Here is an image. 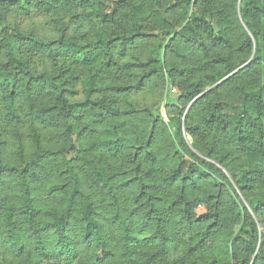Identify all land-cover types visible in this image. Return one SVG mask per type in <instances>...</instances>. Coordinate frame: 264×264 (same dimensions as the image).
I'll list each match as a JSON object with an SVG mask.
<instances>
[{"label":"trees","instance_id":"16d2710c","mask_svg":"<svg viewBox=\"0 0 264 264\" xmlns=\"http://www.w3.org/2000/svg\"><path fill=\"white\" fill-rule=\"evenodd\" d=\"M166 2L0 0V264H264V0ZM32 8L64 11L55 37L9 21ZM195 69L174 130L120 119Z\"/></svg>","mask_w":264,"mask_h":264},{"label":"rangeland","instance_id":"374dc122","mask_svg":"<svg viewBox=\"0 0 264 264\" xmlns=\"http://www.w3.org/2000/svg\"><path fill=\"white\" fill-rule=\"evenodd\" d=\"M144 5L145 9H149L155 2L165 3L166 1L172 0H139ZM167 3V2H166ZM144 13V11L142 12ZM145 18L143 20V30L147 33H153L150 22L147 18V12L144 13ZM172 17H177L178 13L172 12ZM9 21L17 24V26L26 32H33L42 37H55L57 35V29L60 24V21L66 20V14L63 10L55 11V13H42L36 8H32L29 13H24L20 10L10 13L8 17ZM73 30L79 34H86L91 39L95 36L96 31L94 32V27L83 20L81 25H74ZM149 44L148 41L144 39L137 40L135 47H132L130 52L139 59H145V48ZM197 56H192L190 62H181L179 63L180 67L186 65L194 64L193 61ZM130 59V58H127ZM41 59L36 58L35 63L37 66L40 65ZM193 63V64H192ZM194 68V65L192 66ZM203 74L198 72L197 69L193 70L188 75H182L180 73L174 74L172 80L167 82H160L151 78L146 81V84L139 90H133L127 95H118V105L121 109L129 108L133 109V114L123 115L120 119H123L127 122L128 125L135 126V129L141 135H144L147 132L146 121L151 119H158L160 116L164 125H168L172 130L175 129V124L169 121L168 113L173 115L174 111L177 112L175 107H171L170 104L172 101L177 100L179 93L181 91L182 85L188 84L191 80L196 79V77H202ZM210 86H206L204 89L208 90ZM22 130L26 131V124L22 126ZM45 132V131H44ZM46 135V133H45ZM47 136V135H46ZM2 139L7 141L6 159L12 160L14 157L15 144L13 137L6 133L5 136H2ZM189 142L191 138L188 137ZM25 146L28 151L30 150V144L27 139L24 141Z\"/></svg>","mask_w":264,"mask_h":264},{"label":"water","instance_id":"95a60500","mask_svg":"<svg viewBox=\"0 0 264 264\" xmlns=\"http://www.w3.org/2000/svg\"><path fill=\"white\" fill-rule=\"evenodd\" d=\"M203 94V93H202Z\"/></svg>","mask_w":264,"mask_h":264}]
</instances>
